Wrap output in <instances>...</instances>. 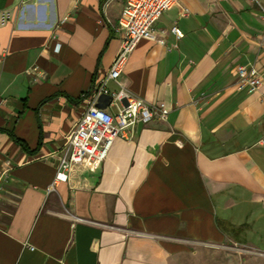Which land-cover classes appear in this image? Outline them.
<instances>
[{
  "label": "crops",
  "instance_id": "1",
  "mask_svg": "<svg viewBox=\"0 0 264 264\" xmlns=\"http://www.w3.org/2000/svg\"><path fill=\"white\" fill-rule=\"evenodd\" d=\"M122 9L0 0V264H165L227 243L264 252V26L251 0L166 11L119 82L167 119L136 125L97 171L76 166L48 192L118 54ZM250 64L263 79L253 94L237 87Z\"/></svg>",
  "mask_w": 264,
  "mask_h": 264
},
{
  "label": "built area",
  "instance_id": "2",
  "mask_svg": "<svg viewBox=\"0 0 264 264\" xmlns=\"http://www.w3.org/2000/svg\"><path fill=\"white\" fill-rule=\"evenodd\" d=\"M260 12L264 26V0H251ZM179 0H123V9L118 20L117 31L121 36L120 48L106 77L95 86L91 101L66 138L54 180L48 192L55 190L58 183L67 182L71 170L83 166L90 172L97 171L106 159L117 138H133L136 125L147 124L153 118L166 120L169 111L163 103H148L132 94L119 82L123 68L130 55L142 39L156 40L155 24L161 16L174 7ZM178 37L182 33L173 27ZM264 50V29L259 41ZM237 87L253 94L263 86V79L254 65H242L236 69ZM113 81L118 89L110 91L107 83ZM109 95L106 109L96 106L101 95ZM1 105V103H0ZM114 109L109 111L108 109Z\"/></svg>",
  "mask_w": 264,
  "mask_h": 264
},
{
  "label": "rangeland",
  "instance_id": "3",
  "mask_svg": "<svg viewBox=\"0 0 264 264\" xmlns=\"http://www.w3.org/2000/svg\"><path fill=\"white\" fill-rule=\"evenodd\" d=\"M165 264H264V252L235 243L202 245L187 255L167 259Z\"/></svg>",
  "mask_w": 264,
  "mask_h": 264
},
{
  "label": "water",
  "instance_id": "4",
  "mask_svg": "<svg viewBox=\"0 0 264 264\" xmlns=\"http://www.w3.org/2000/svg\"><path fill=\"white\" fill-rule=\"evenodd\" d=\"M111 97L109 95H101L97 99L96 106L100 109H106L110 103Z\"/></svg>",
  "mask_w": 264,
  "mask_h": 264
}]
</instances>
